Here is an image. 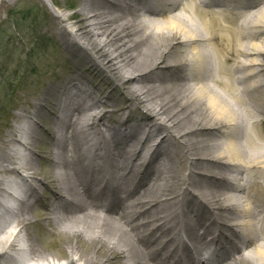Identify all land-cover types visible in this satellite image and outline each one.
Returning a JSON list of instances; mask_svg holds the SVG:
<instances>
[{
  "label": "bare ground",
  "instance_id": "obj_1",
  "mask_svg": "<svg viewBox=\"0 0 264 264\" xmlns=\"http://www.w3.org/2000/svg\"><path fill=\"white\" fill-rule=\"evenodd\" d=\"M42 1L74 66L0 145V264H264V0Z\"/></svg>",
  "mask_w": 264,
  "mask_h": 264
},
{
  "label": "rangeland",
  "instance_id": "obj_2",
  "mask_svg": "<svg viewBox=\"0 0 264 264\" xmlns=\"http://www.w3.org/2000/svg\"><path fill=\"white\" fill-rule=\"evenodd\" d=\"M49 2L52 8L69 14L71 19L62 23L65 29L77 25L79 0ZM58 22L52 9L42 0H3L0 3V145L11 129L16 112L28 106L47 88V78L60 80L67 75L69 67L74 66L63 41L52 33L54 28L58 29ZM106 125H110L109 122ZM38 154L35 150V157L39 158ZM41 161L40 167L45 169L46 161ZM35 211L42 213V205L36 206ZM42 228L48 232L51 229L41 218L30 227L39 247L42 246L48 254L63 253L65 244L58 237L42 235Z\"/></svg>",
  "mask_w": 264,
  "mask_h": 264
}]
</instances>
